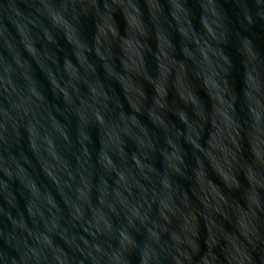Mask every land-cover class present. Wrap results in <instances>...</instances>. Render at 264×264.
<instances>
[{
  "label": "clouds",
  "instance_id": "1",
  "mask_svg": "<svg viewBox=\"0 0 264 264\" xmlns=\"http://www.w3.org/2000/svg\"><path fill=\"white\" fill-rule=\"evenodd\" d=\"M223 4L0 0V264H264V0Z\"/></svg>",
  "mask_w": 264,
  "mask_h": 264
},
{
  "label": "water",
  "instance_id": "2",
  "mask_svg": "<svg viewBox=\"0 0 264 264\" xmlns=\"http://www.w3.org/2000/svg\"><path fill=\"white\" fill-rule=\"evenodd\" d=\"M221 3L223 4V0H221ZM191 6V5H190ZM223 6L225 7V10L228 9V5L227 4H223ZM254 42L256 43L257 47L261 49V51H264V33L258 34L256 37L253 38ZM163 44V42H162ZM154 47L157 49V51H159L161 45H154ZM163 47H167L166 44H163ZM238 57L233 55V62L238 64ZM146 62H147V66L149 68V70H152V66H153V60L151 55H147L146 54ZM137 79H139V75H137ZM146 83V82H145ZM208 129H205L204 131H201L200 135L202 137L207 138L208 135ZM185 147L187 148L188 145H185ZM211 175L213 176V178H215V173H211ZM41 176L43 177V174H41ZM46 179V178H44Z\"/></svg>",
  "mask_w": 264,
  "mask_h": 264
}]
</instances>
